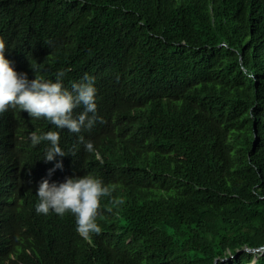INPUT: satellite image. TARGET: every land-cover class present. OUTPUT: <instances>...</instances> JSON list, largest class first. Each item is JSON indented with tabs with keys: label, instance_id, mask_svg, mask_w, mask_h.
I'll list each match as a JSON object with an SVG mask.
<instances>
[{
	"label": "trees",
	"instance_id": "16d2710c",
	"mask_svg": "<svg viewBox=\"0 0 264 264\" xmlns=\"http://www.w3.org/2000/svg\"><path fill=\"white\" fill-rule=\"evenodd\" d=\"M0 37L29 79L95 78V151L61 142L113 189L89 239L33 199L0 264H264V0H0Z\"/></svg>",
	"mask_w": 264,
	"mask_h": 264
},
{
	"label": "clouds",
	"instance_id": "9594fccd",
	"mask_svg": "<svg viewBox=\"0 0 264 264\" xmlns=\"http://www.w3.org/2000/svg\"><path fill=\"white\" fill-rule=\"evenodd\" d=\"M6 46L0 37V223L16 225L18 218L27 216L34 199L38 218L71 214L80 236L98 235L101 201L111 198L113 189L96 176H79L67 168L68 153L75 155L71 148L77 142L73 136L61 142L63 132L76 134L86 152L95 151L82 135L97 122L103 123L97 114L95 78L85 73L70 88L64 84L66 69L57 71L54 78L35 75L29 79L10 56L6 58ZM28 117L43 118L55 128L40 126L24 134ZM23 170L29 176L30 192L19 183Z\"/></svg>",
	"mask_w": 264,
	"mask_h": 264
},
{
	"label": "water",
	"instance_id": "95a60500",
	"mask_svg": "<svg viewBox=\"0 0 264 264\" xmlns=\"http://www.w3.org/2000/svg\"><path fill=\"white\" fill-rule=\"evenodd\" d=\"M248 251H264V246L258 249L246 248Z\"/></svg>",
	"mask_w": 264,
	"mask_h": 264
}]
</instances>
